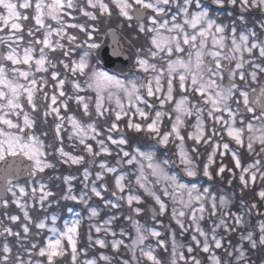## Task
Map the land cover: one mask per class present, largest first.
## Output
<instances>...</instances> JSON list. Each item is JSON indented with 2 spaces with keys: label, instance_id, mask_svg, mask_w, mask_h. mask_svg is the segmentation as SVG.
I'll return each mask as SVG.
<instances>
[{
  "label": "snow or ice",
  "instance_id": "snow-or-ice-1",
  "mask_svg": "<svg viewBox=\"0 0 264 264\" xmlns=\"http://www.w3.org/2000/svg\"><path fill=\"white\" fill-rule=\"evenodd\" d=\"M237 9L239 24L236 19H231ZM253 10L264 16V0H0V161L9 157L13 160L25 158L30 162L26 167L28 182L34 185L29 191L25 185L14 184L11 177L6 180L4 195L0 196V208L7 210L11 202L23 213V218L8 215L5 211L7 220L18 224L19 230L14 231L13 227L0 221V237L4 238L0 246V264H57V258H63L69 252L72 264H113V257L103 252L98 257L78 259L81 253L87 257V250L78 248L79 218L65 220L61 229L56 226L59 219L56 213L35 219L30 214L36 204L44 209L49 198L54 196L47 184L38 179L46 169L55 168L49 157L58 156L64 164L92 165L101 155H113L108 142L116 149L115 165L102 160L95 173L90 167L83 168L85 188H89L87 182L90 177H95L90 182L91 195L88 192H81L79 196L73 194L71 182L75 177L67 176L63 177L67 190L61 199L88 206L89 220L100 215L97 207L89 205L92 196L117 211L126 203L139 215L143 209L135 205L141 202V196L133 193L130 182L125 183L126 174L119 168L120 164H136L139 166L136 185L155 200L159 205L158 214L163 215L167 206L148 182L146 161L149 174L156 177L155 183L164 181V196H172L175 202L177 197L170 193L169 188L172 187L173 192L181 191L178 202L182 207L180 210L173 207L171 215L181 229L180 234L190 232L193 243L186 246L185 255L182 250L185 245L178 244L176 233L172 232L171 264H202L194 254L197 248L208 254L209 264H232V258L234 264H252L250 252L264 249V220L258 222L257 237L254 231L247 230L245 217L253 213L264 216V212L260 211L255 201L249 205L243 199V193L250 184H255L258 177L264 182V171H261L264 164L256 159L254 163L242 166L238 153L241 148H246L248 153L257 157L264 155V86L254 102L260 106L259 115L255 114L256 108L250 104L249 91L246 90L249 80L257 82L258 76L264 74V20L259 23V29L255 23L249 27L245 14ZM218 12H224L230 22L225 23L216 14ZM75 13L83 22H74ZM114 14L122 17L128 27H134L146 41L145 46L136 49L135 61L138 69L145 73V78L134 75L128 80H121L98 67L90 68L88 57L92 50L100 47L90 42L96 31L95 23L101 18L111 19ZM79 33L84 35L83 41ZM83 46L86 50L74 59L77 49ZM222 61H228V65ZM233 62L234 67L231 66ZM69 74L73 79H69ZM78 75L86 76L84 84L96 92L94 108L91 97L79 94L84 88L75 79ZM225 76L227 84L223 82ZM68 84L73 89L72 94L66 91ZM117 91L123 93L127 107ZM106 99L109 102L115 99L116 108L105 107ZM72 100L82 106V115L89 122L85 123L75 115L62 114V109L67 111ZM166 104L173 107L163 111ZM247 113L252 114L250 120L245 119ZM193 116L196 121L192 125L194 130L185 136L182 134L185 119ZM49 117L54 121V135L52 143L46 144L42 137H47L48 133L37 132L36 128L40 123L47 125ZM165 118L170 123L168 130L163 129ZM122 119L126 128L146 133L154 143L133 148L120 128ZM100 120L111 121L106 135L100 131ZM65 122L71 125L68 138L78 140L83 153L92 158L90 161H86L84 154L73 155L65 150L62 136ZM113 133H117L118 138H114ZM187 140L192 141L190 147H186ZM90 141H94L97 147L94 148ZM232 142L235 148L231 146ZM169 143L177 147L178 164L185 176L196 178L202 173L211 181L215 173L224 180L227 172L228 185L238 179L241 186L240 208L235 212L231 210L232 199L225 190L211 192L209 186L201 191L196 183H182L175 172L170 173L168 169L176 167L177 162L171 159L158 161L155 154L158 146L166 147ZM203 146L210 147L211 151L207 152L201 168L196 160ZM229 153L234 168L240 170L238 176L232 167L223 162ZM217 157L221 158L220 163L213 170ZM107 174H113V189L103 182ZM97 181L101 182L99 187ZM106 192H110L115 199L105 198ZM185 192L186 200L183 197ZM8 194H11V201L7 198ZM256 195L264 201V188ZM206 200L211 205L210 218L218 217L212 220L208 230L201 225ZM29 201L32 202L31 207ZM194 204L199 205L198 209ZM67 211L71 213L73 209L68 208ZM189 213L186 225L184 218ZM116 219L117 216L112 215L102 224H90L88 246L109 247L106 239L99 235L103 232L105 237L111 235L110 247L115 252L119 253L123 246L131 253V260L122 259L119 264H141L142 260L162 264L154 254L155 249L145 245V241L153 237L156 238V246L167 251L160 231L128 216L136 235L130 244H125L124 239L116 238L117 232L113 230ZM153 220L160 223L156 214ZM33 227L36 229L34 233ZM92 229L97 234L95 238ZM45 230L51 235L41 244ZM218 230L225 234L238 232L239 242L233 245ZM119 235L124 237L128 233L120 228ZM8 237L15 239V252ZM221 249L229 260H224L217 253Z\"/></svg>",
  "mask_w": 264,
  "mask_h": 264
},
{
  "label": "trees",
  "instance_id": "trees-1",
  "mask_svg": "<svg viewBox=\"0 0 264 264\" xmlns=\"http://www.w3.org/2000/svg\"><path fill=\"white\" fill-rule=\"evenodd\" d=\"M74 15H76V18H78V22H79V20H80V22H83L78 13H75ZM110 21L113 24L112 26H114V28L120 34L121 41L125 44L128 43V47L131 48L132 57H131L130 64H133L134 60L136 59V49L146 45V41H145L144 37L142 35H139L136 32L134 27H132V28L128 27L126 22H122L119 25L118 24L119 19H115L114 15L110 19ZM95 27H97L101 32L104 33L103 39H104V43H105L107 41L106 31L108 30V24L106 23L104 18H101L100 22L98 21V25L95 24ZM74 31H76V30H74ZM93 34L94 35H92V37H95V38L102 40L101 39L102 36H100L99 32L98 33L93 32ZM79 36H80V38H85L82 33H79ZM117 67L120 68L119 65ZM133 76H134L133 74H131V75L126 74V76H124V78H125V80H128V79L132 78ZM135 76L141 78L140 75H135ZM251 87H254V84H251V83L248 84V87L246 88V90L250 89ZM89 90H90L89 91L90 96H92L91 97L92 98V105L91 106L94 108V103H95V99H96L95 94L96 93H94L92 89H89ZM177 97H178V95H176V98ZM70 106H71L70 107L71 115H75L77 118L81 119L85 123L89 122L87 120V118L83 117V115H82V106H78V105H74V104H72ZM105 107L113 108L106 100H105ZM233 107L235 108V104H233ZM169 110L170 109H168L167 111H169ZM255 114L259 115L258 113H255ZM251 116H252L251 113H247L245 116V119L248 120L247 118H249ZM93 119H95L94 114H93ZM112 119H114V116L112 117ZM110 122L111 121L105 122L104 120L98 121V126L100 128V131L102 133H104L105 135L107 134L106 128H107V126H109ZM163 124L166 126L167 125L169 126L170 125L169 120L167 118H165L163 121ZM186 125H190V122L186 121ZM120 128L126 132V137L129 140V143L132 145L133 148L138 146V145L145 146V145H151L154 143V140L151 137H149L146 133H136L133 130L126 128L125 122L124 123L120 122ZM166 129H168V128H166ZM53 130H54V121H53L52 117L48 118V124L47 125L40 123V124H38V126L36 128L37 132L46 131L48 133L47 137H42V139L45 140L46 144L52 143V137L54 135ZM183 131H185V130H183ZM183 133L186 136L187 132L185 131ZM62 136H63V146H64L66 151L72 153L73 155L84 154L86 161H90L92 159L91 157L87 156L86 153H83L82 146L79 145V143L71 142V146H69L67 144L68 142L66 143L65 135L63 132H62ZM113 137L118 138L115 135V133H113ZM225 140L228 141L229 139L225 137ZM90 142L93 143L94 148L97 147L95 145L94 141H90ZM109 145H111V143H109ZM231 146L233 148L236 147L233 142L231 143ZM126 150L131 151L130 148H126ZM144 150H147V149H144ZM156 150H157L156 158L158 160H160V159H171L172 160L173 159L172 158L173 155L171 152L162 151L161 149H157V148H156ZM209 151H210V147H208V146H203L200 148V157H199V159L196 160L200 167L203 166L204 160L206 158V154ZM256 151L257 152L259 151V146H256ZM238 155L241 159L242 166H245L247 163H249L251 161L253 162L255 160V158H257V159H260V157L262 158V156H260V157L255 156L254 157L255 154L254 153H252V154L248 153L246 148H241L239 150ZM113 156H115V155H113ZM49 159L52 160V162L55 164V168L54 169H46L43 174L39 175L38 179H40L42 182L47 184L48 190L52 191L54 193V196L49 198V202L46 203V206L44 209H41L38 204H36L35 207L31 209L30 214L33 216V218L35 219L37 216H40L42 218L44 214H47L50 216L52 213H56L59 217V219L57 220L56 226L61 228V229H63V223L65 220L71 221L74 218H79L81 220V224L79 227L80 239L78 242V248L87 250V257H85V255L83 253H81V255L78 257V259L80 261L84 260L85 258L98 257L101 252H103L106 255L113 257V264H119L120 260H122V259L130 260V256L128 254L127 248L121 246L119 253H117L110 247L111 240H112V237L110 234L106 237L104 236L103 232L99 234L101 236V238L106 239V241L109 244V247H107L105 249H100L99 246L89 247L88 241H87V234L89 231V225L92 223L93 224H102L103 220L107 219L108 217H110L112 215H116L117 219L114 222V226H113V230L117 232L116 238L124 239L125 244H128L129 238L132 237V231H133L132 222L127 219L128 216H132L133 220H138L140 222V224L145 225L146 227L150 228V225L148 224V222L149 221L151 222V218L148 215L147 210H146L147 203L151 202L150 196L149 195H148L149 197L146 196L142 192V190H140V189L132 190L134 194H139L141 196V202L138 205H135V206H138V207L143 209V211L139 215H136L127 206L126 203L123 204V206L117 211L115 209L104 206L103 202L99 198L92 196V199L89 201V205L92 207H97L100 211V215L94 220H92V219L89 220L90 213L88 211V206L81 204L78 201L61 199V197L63 196V194L67 190V185L64 183L63 177H67V176L75 177V179L71 182L73 185V194H76L77 196H79V194L81 192H88L89 195H91V193L89 191L90 182L95 177H94V175L92 177H90V180L87 182V183H89V188H85L84 187L85 182H82L83 181V168L86 166L90 167V170L93 171V173H95V171L99 170L98 165H99L100 161H102V160L107 161L109 163V165H114L113 159L112 158L110 159V156L101 155L100 157L96 158V163L92 164V165H90L88 163H85L84 165L64 164L58 158V156H55V155L49 157ZM220 159H221L220 157H217V163L213 167V170H215L218 167V165L220 163ZM223 162L226 165L228 164V167H232L234 169V171L237 173V170L234 168V162L231 159L230 154L226 155L223 158ZM128 170H130L129 166L128 167L125 166V169L123 170V172L126 174V172ZM145 173H149V170L147 169V167H145ZM130 176H131V174L128 173V178ZM214 176H215V173H214ZM224 176H225V178H224V180H222L223 182L219 181L218 179H220V178H218L217 176H215L216 178H214L211 181H209L206 177H203L202 175H199L198 177H196L194 179H196V182L201 183L202 188H204L205 185L207 187L211 186L210 187L211 192L217 193L221 189L225 190L229 194L230 198L232 199L231 210L235 212L240 208L241 193L239 190V186L236 185L235 181H233L232 185H228L227 184L228 173L226 172L224 174ZM150 180L154 184V186L156 187L155 180L151 177H150ZM184 180H186V182H193L191 180V177H187V176L184 177ZM103 182L107 184L109 189L114 188L113 175L107 174L105 176V180ZM16 183H19L21 185H25L27 188H29V191H30V188L32 186H34L32 184H29L28 179L20 180ZM100 183H101L100 181H97L98 187H99ZM263 185H264V182H262V184H259V186H257L255 184V185H253V187L250 188V190L245 189V191L243 193V199L246 202H248L249 205L253 201H255L260 210L262 209V207H261L262 202H261V200L256 198V196H257L256 194H257V190L259 189V187H261ZM131 186H132V183H131ZM155 187H154V190H156L159 193V191ZM17 192H18V190H17ZM126 192H127V190H126ZM233 193L235 195H233ZM104 195H105V198L115 199L114 197H111L110 192H106V193H104ZM159 195L161 196L162 200H164V201L167 200V198L164 199V197L161 193H159ZM11 199L12 198L10 196V201H11ZM29 204L31 207L32 202L29 201ZM167 204H168V209L164 213V216L163 215L159 216V218L157 219L160 221L161 225L156 226V229H158V231L161 232V238L165 240L166 244H170V243H172V241H171L172 232L176 233V241H178L181 238L180 237L181 236L180 235L181 229L176 224L175 220L171 217L172 216L171 215L172 209H171L170 202L168 201ZM209 204H210V202H209ZM68 208H72L73 212L69 213L67 211ZM10 209H11L12 215H19V216H21V218H23V213L16 207L15 204L11 203ZM210 212H211V207L209 206L207 208V211H205L204 219L201 221V225L205 230H208L211 227L212 220H214L213 217L210 218ZM1 217L3 218V224L5 225L4 222H6V219H4L3 215ZM259 217L260 216H258V215L256 216L255 213H253L250 217H248V216L245 217V219L248 221V224H247V230L248 231L253 230L255 228V226H257ZM154 221L157 222L156 220H154ZM185 223H187V222L185 221ZM11 227H13L14 231L19 230L18 224H11ZM1 228H2V226H1ZM120 228H124V230L128 233V237H126V236L121 237L119 235ZM35 231H36V229L33 227L32 232L34 233ZM92 232H93V236L95 238V236L97 234L95 233L94 229H92ZM48 235H51V233H48L46 230L44 233H42V236L44 237V239L40 240L41 244L46 242V237ZM183 235L186 236L184 238V240H186V238L190 237L187 233H184ZM221 235L226 236L227 234L222 232ZM238 235H240V234L237 232L231 233L230 238L236 239V237ZM148 241H151V239L149 238ZM9 243L13 246V250L15 252V250H16L15 239L12 237V239ZM235 243L236 242H233L232 244H235ZM167 248H168L167 251H164L162 248L155 249L154 254L157 255V257L160 259L162 264H171V250H170V247H167ZM25 258H27V257H25ZM57 264H72L70 252H69V254H67L63 258H57ZM100 264H104V262H100ZM141 264H150V263L147 260H142Z\"/></svg>",
  "mask_w": 264,
  "mask_h": 264
},
{
  "label": "rangeland",
  "instance_id": "rangeland-1",
  "mask_svg": "<svg viewBox=\"0 0 264 264\" xmlns=\"http://www.w3.org/2000/svg\"><path fill=\"white\" fill-rule=\"evenodd\" d=\"M114 18L115 19H119V20H122V22H124V20H123V18L122 17H117L115 14H114ZM257 20H258V18H257ZM260 20H264V19H261L260 18ZM254 21V20H253ZM74 22H76V21H74ZM257 22H261V21H257ZM54 23V22H53ZM106 23L108 24V25H112V22L110 21V19L109 20H107L106 21ZM119 25H120V23H118ZM109 27H111L112 28V26H109ZM115 30V29H114ZM73 32H75L74 30H72ZM90 42H94V41H90ZM121 47H122V50L125 52V51H128L126 48H128V43H123L122 42V45H121ZM85 48H86V46H83V47H81L80 49H81V54L80 55H82L83 54V52L85 51ZM128 49H130V48H128ZM131 51V50H130ZM78 52V51H77ZM126 53V52H125ZM245 56H246V58H247V54H245ZM79 58V57H78ZM78 58H76V59H78ZM75 59V58H74ZM207 59V58H206ZM88 62H89V60H88ZM235 62H233L232 64H234ZM89 65H90V63H89ZM133 67H137L136 65L134 66L133 65ZM248 66L246 65V68H247ZM138 68V67H137ZM263 75L262 74H260L259 76H258V80L259 79H261L260 77H262ZM224 83H225V80L223 81ZM258 82L259 81H257V82H251V80H249V84L251 83V84H254V86L255 85H257L258 84ZM83 87V86H82ZM86 87V86H85ZM85 87H83L84 89H85ZM89 89V88H88ZM93 90V92L94 93H96L95 92V90L94 89H92ZM114 91H116L115 89H114ZM72 92H73V89H72ZM116 94L117 95H120V97H121V99L124 101V103H125V106L127 107V101H126V99H125V97L123 96V93L122 92H116ZM96 95V94H95ZM107 95V93L105 92V96ZM179 98V96L177 97V99ZM106 101H107V99H106ZM73 102L75 103V104H77L76 102H75V100H73ZM112 107H113V109H115L116 108V104H115V99H113L111 102H109V101H107ZM108 105V104H107ZM173 107V105L171 106L170 104H166L165 106H164V109H163V111H167L168 109H171ZM157 108H159V105L157 104ZM167 109V110H166ZM225 116H227V114L225 113ZM190 119H192V121L190 120ZM248 120H250L251 119V117H249V118H247ZM136 120L138 121L139 120V118L137 117L136 118ZM186 121H188V122H190V125H186ZM121 123H124L125 122V120L124 119H122L121 121H120ZM195 117L193 116V117H188V118H186L185 119V128H183L182 129V134H184L183 132H191V131H193L194 129L192 128V125H194L195 124ZM253 123L254 124H256V123H258L257 121H253ZM170 126V125H169ZM169 126L167 125H164L163 124V129L164 128H169ZM64 129H65V133L68 135V133L71 131V125L70 124H68V123H66L65 122V124H64ZM183 130H185V131H183ZM225 137L226 138H228L226 135H225ZM69 139V138H68ZM229 139V138H228ZM71 141V140H70ZM72 141H74V142H77V143H79L78 142V140H76L75 138L74 139H72ZM71 141V142H72ZM108 143H110V142H108ZM178 143V142H177ZM234 143V142H233ZM191 144H192V141H190V140H187L186 141V147H190L191 146ZM235 145V144H234ZM109 146H111V148H112V150H113V155H115V152H116V149H115V146H113V145H109ZM113 146V147H112ZM256 146H259L258 144L256 145ZM161 148L162 147H164L166 150H169L171 147H173L174 148V154H175V156L177 157V155H176V153H177V147H176V145L174 144V143H169L166 147L165 146H160ZM171 150V149H170ZM210 151H211V148H210ZM230 154V153H229ZM113 155H111L110 156V159L112 158L113 160L115 159V157H116V155L115 156H113ZM231 155V154H230ZM256 155H254V157H255ZM157 159V158H156ZM257 158H255V160H256ZM158 160V159H157ZM160 160H164V159H160ZM205 160H206V158H205ZM205 160H204V162H205ZM255 160L252 162H249V163H247L245 166H248L249 164H252V163H254L255 162ZM260 160H261V163L262 164H264V155H262V158L260 157ZM159 161V160H158ZM177 161H178V157H177ZM234 162V161H233ZM145 163V167H146V165H147V162L145 161L144 162ZM196 163H197V161H196ZM198 164V163H197ZM125 166H129V168H130V170H128L127 172H126V180H125V183H129L130 182V185H131V183H132V186H131V188H132V190H137V189H139L138 188V186L136 185V176L139 174V166L138 165H136V164H133V165H127V164H124ZM228 165V164H227ZM215 166V164L212 166V169H213V167ZM176 169H180L181 171H183L182 170V168L179 166V164L177 163V166L175 167ZM202 168V167H201ZM237 170V176L239 175V169H236ZM168 171H169V169H168ZM261 171H264V168H261ZM149 172H150V170H149ZM170 172V171H169ZM128 173H130L131 174V176L128 178ZM171 173V172H170ZM109 175H113V174H109ZM145 175H147L148 176V182H149V184L152 186V182H151V180H150V177L151 178H153L154 180H156V177H153V176H151L149 173H145ZM201 175H202V173H201ZM150 176V177H149ZM203 176V175H202ZM218 177V176H217ZM214 178H216L215 176H214ZM219 178V177H218ZM217 178V179H218ZM229 178V174H228V176H227V179ZM219 181H221V182H223L222 180H220V179H218ZM233 181H235V183H236V185H238L239 186V190H240V184H239V180L238 179H234ZM255 184L257 185V186H259V184H262V181H260L259 180V177H258V179H257V181L255 182ZM254 184V185H255ZM156 185L159 187V193H161L162 195H163V191H162V188H163V186H164V181H161V183H159V184H157L156 183ZM198 185V184H197ZM200 185H198V187H199ZM251 187H253V184H250V186L246 189V190H250V188ZM261 188H264V185L263 186H261V187H259V189L257 190V193L261 190ZM18 190V189H17ZM127 190V189H126ZM140 190H142V192L146 195V196H148L147 195V193H145L144 192V190L143 189H140ZM156 191V190H155ZM169 191H170V193H172V195H174V196H176L177 197V201H175L174 202V200L172 199V196H164L163 195V197H164V199H166L167 198V200L170 202V204H171V209L173 208V207H176L177 208V210H180V208L182 207L180 204H179V202H178V199H179V197L181 196V191L180 190H177V191H175V192H173V188L172 187H170L169 188ZM157 192V191H156ZM159 193L157 192V194L159 195ZM217 193H219V192H217ZM249 193V192H248ZM149 197V196H148ZM183 197H184V199L186 200L187 199V193L185 192V193H183ZM256 198L257 199H259V197L258 196H256ZM260 200V199H259ZM150 201L152 202H154V207L156 208V210H157V212H158V209H159V205H157L156 203H155V200L150 196ZM262 202V205H261V207H262V209L260 210V211H262V212H264V201H261ZM165 204H166V206H167V208H168V204L165 202ZM194 206L198 209V207H199V205L198 204H194ZM205 207H208L207 206V204L205 203ZM184 211L186 212V213H188L189 212V210L188 209H184ZM204 216H205V212H204V214H203ZM159 216H162V215H159ZM163 216H164V214H163ZM257 216V215H256ZM172 217V216H171ZM189 217H190V213H189V215L188 216H186L185 218H184V220L188 223V221H189ZM97 218V217H96ZM96 218H93L92 220H94V219H96ZM214 218V220L215 219H218V217H213ZM260 220H264V216H260L259 217V220H258V222L260 221ZM187 223H186V225H187ZM93 224V223H92ZM257 230H258V223H257ZM219 231V230H218ZM134 237H135V235H136V233H135V229H134ZM238 233V232H237ZM257 233H258V231H257ZM258 235H259V233H258ZM133 237V238H134ZM181 237V236H180ZM150 238H153V237H150ZM155 241H156V238H153ZM188 240H189V242L190 243H193L192 241H191V236L188 238ZM188 242V241H187ZM130 243H131V241H130ZM178 243L179 244H181L179 241H178ZM238 243V242H237ZM145 245H151L153 248H155V246L156 245H152V243L151 242H147V241H145ZM171 245V243L169 244V246ZM246 246H247V244H246ZM128 254H129V256H130V260H131V253L129 252V250H128ZM137 256H139V251H137ZM260 264H262V263H260Z\"/></svg>",
  "mask_w": 264,
  "mask_h": 264
},
{
  "label": "water",
  "instance_id": "water-1",
  "mask_svg": "<svg viewBox=\"0 0 264 264\" xmlns=\"http://www.w3.org/2000/svg\"><path fill=\"white\" fill-rule=\"evenodd\" d=\"M100 55L103 61V65L106 68H112L117 63L122 65H127L128 63V56L121 50L118 35L114 32H111L109 34L108 44L102 48ZM262 86H264V77L261 79L257 87L252 88L256 89V92H252V89L249 91L250 104H252V106L256 108V112L259 113L260 106L258 104H255L254 102ZM29 163L30 162L25 158H16L15 160H13V158L9 157L6 161H3L2 166L0 167V196L4 195L6 180L9 177H11L13 181L17 179L27 178L26 167ZM119 168H123V164H120ZM149 213L152 216L154 214L157 215L153 206L149 208Z\"/></svg>",
  "mask_w": 264,
  "mask_h": 264
},
{
  "label": "flooded vegetation",
  "instance_id": "flooded-vegetation-1",
  "mask_svg": "<svg viewBox=\"0 0 264 264\" xmlns=\"http://www.w3.org/2000/svg\"><path fill=\"white\" fill-rule=\"evenodd\" d=\"M217 15H219L222 19H224L225 20V23H228V22H230L229 21V19L228 18H226V14L224 13V12H218V13H216ZM257 15V18L258 19H260V17L258 16V15H261L259 12H257V11H255V10H253V11H251L250 13H246L245 15H246V17H247V20H248V23H249V27H251V19H252V15ZM239 15H240V13H239V10L237 9V10H234V15H233V17L231 18V19H236L237 20V23L239 24V20H238V17H239ZM261 21V20H260ZM256 26H258L259 27V22H257L256 23ZM258 27H256L257 29H259ZM85 38H80V40L81 41H83ZM229 43H230V41H229ZM128 48H130V47H128ZM128 48H126L128 51H125L126 53H128V54H131V52H132V50H131V48L130 49H128ZM78 50V52L75 54V55H78V56H80V54H81V49L79 48V49H77ZM131 50V51H130ZM222 63L223 64H225L226 66L228 65V61H222ZM232 67H234V64H232L231 65ZM91 67H98V64L96 63V62H94V64L92 65V66H90V68ZM248 68V67H247ZM249 70H250V68H249ZM86 71H88V70H86ZM107 72V71H106ZM131 72H137V68H135V69H133ZM79 76V75H78ZM226 77V76H225ZM69 79L71 80V74H69ZM70 90H71V88H69ZM69 94H71V93H69ZM70 103H71V101H70ZM62 114H64V112L62 111ZM9 195V194H8ZM8 197V196H7ZM5 210V209H4ZM9 207H8V209L7 210H5V211H7V214L8 215H10V213H9ZM5 211H4V216H5V218H6V215H5ZM7 219V218H6ZM7 225L9 226L10 225V223L8 222L7 223ZM1 230V229H0ZM0 239L2 240L1 242H4V238L3 237H0ZM8 239V238H7ZM233 245H236V244H233ZM0 246H2L1 245V243H0ZM225 247H227V244H225ZM245 247H247L246 246V244H245ZM184 252H187L186 251V246H185V248L184 249H182ZM195 252H196V256H199V257H201V258H203V260H201L202 261V264H209V261H208V259H207V256H208V254H206V253H204L203 254V252H201L198 248L197 249H195ZM217 253L224 259V260H229V257H227V255L224 253V251L221 249V250H217ZM250 259H251V262H252V264H260V263H262V264H264V249H259V250H257V251H255V252H250ZM232 264H234V258H232Z\"/></svg>",
  "mask_w": 264,
  "mask_h": 264
}]
</instances>
